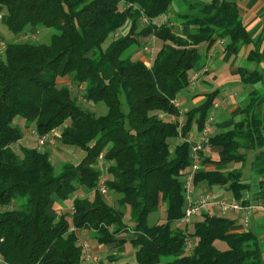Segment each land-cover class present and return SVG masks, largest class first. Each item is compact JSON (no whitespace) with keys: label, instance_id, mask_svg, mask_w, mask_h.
Here are the masks:
<instances>
[{"label":"trees","instance_id":"trees-1","mask_svg":"<svg viewBox=\"0 0 264 264\" xmlns=\"http://www.w3.org/2000/svg\"><path fill=\"white\" fill-rule=\"evenodd\" d=\"M173 1L0 0L16 38L30 29L53 31L49 42L10 41L0 57V254L6 263L81 264L77 230L87 228L102 244L124 242L121 236L129 233L135 264H264V224L239 230L241 217L210 210L189 225L181 222L191 144L181 141L172 151L170 139L187 138L194 126L202 130L220 90L185 113L181 134L175 121L181 112L172 100L187 89L217 40L228 38L226 48L235 54L255 41L234 0H179L180 10L169 17ZM128 22L129 31L120 33ZM150 36L163 44L148 65L136 56L146 46L142 38ZM248 58L262 61L257 47ZM240 75L254 88L240 118L210 136L205 153L217 157L203 155L194 182L201 190L226 187L237 199L251 192L244 201L249 204L264 199V89L256 86L264 72L242 68ZM75 88L88 103L104 102L107 112L82 105ZM19 117L35 124L40 136L63 126L60 141L82 147L85 155L57 173L49 151L21 144ZM250 151L255 193L244 181ZM100 183L119 195L117 205L107 201ZM53 200L65 210L60 215L50 210ZM161 206L164 220L150 223ZM189 237L195 245L187 253Z\"/></svg>","mask_w":264,"mask_h":264},{"label":"crops","instance_id":"crops-1","mask_svg":"<svg viewBox=\"0 0 264 264\" xmlns=\"http://www.w3.org/2000/svg\"><path fill=\"white\" fill-rule=\"evenodd\" d=\"M209 2L211 0H203ZM238 4L239 11L243 17L244 24L246 25L250 36L253 38L255 43L250 45H244L240 52L235 54L227 50L226 45L229 42L228 38H223L217 40L214 44H212L209 48L208 54L204 59V62L200 67L208 66L209 70L203 73L197 84L190 89H187L181 92L178 95L180 101V107L184 105L181 109L183 111L188 110L191 106L198 105L204 98L205 95L214 91L220 90L219 96L223 93L230 92L233 88L236 91V87L242 86V90L244 92V96L241 100L244 102L246 96L249 94L250 91L253 90V86H246L241 82V75L240 71L242 68H247L250 71L255 69H261L264 72V0H234ZM181 6L179 0H174L170 9L168 10L167 15L169 17H173L176 12L180 10ZM0 13L2 14L3 23L5 24L6 14L3 9H0ZM130 27V22H128L125 26L120 29V33L125 34V30ZM30 32H38L37 29H30ZM22 37V35L18 36L17 38ZM15 37V39H17ZM257 47L259 51L262 61L257 63L255 61H251L248 56L250 51ZM202 51L206 50V45H201ZM138 58H142L140 53L137 54ZM243 61H247L252 66H247L243 64ZM244 99V100H243ZM239 104L234 107V111L232 109L230 112H227V107H215L212 111L214 120L217 122V130L226 128L231 126L234 123L233 117H238L239 112L241 111L242 104ZM229 113L228 115H225ZM15 123L20 128H25L23 126L24 120L22 117L16 119ZM195 130V134L197 135L198 129L196 126L193 127ZM24 131H26L24 129ZM27 140V138L23 137L21 141ZM258 180V179H256ZM205 187V186H204ZM203 187V188H204ZM198 191L201 190L202 187H198ZM258 190L257 181H255V185L252 188V193ZM249 195L245 196V198L250 199L251 192H248ZM252 202L249 204H256V205H263L264 201L259 202L251 199ZM261 201V200H260ZM256 202V203H255ZM61 203L56 200H53L50 210L57 213V211L62 210ZM165 217V215H164ZM176 225L178 223H175ZM264 224V212L260 210V208H256L252 215L251 220V227L257 229ZM236 228L241 230L243 227L241 225V221H237ZM243 230V229H242ZM92 231V230H91ZM80 239L84 238L87 239L92 247V254L99 259L101 264H135L134 263V248H131V252H127L125 242L130 241L131 236L122 235L121 239H124V242H113L102 244L99 243L98 240L95 238V234L92 235L90 230L85 229H78L77 230ZM83 235V237H82ZM81 264H90L89 262H82Z\"/></svg>","mask_w":264,"mask_h":264},{"label":"rangeland","instance_id":"rangeland-1","mask_svg":"<svg viewBox=\"0 0 264 264\" xmlns=\"http://www.w3.org/2000/svg\"><path fill=\"white\" fill-rule=\"evenodd\" d=\"M179 27H180V25H179ZM129 29H130V27L127 28L125 30V32L127 33L129 31ZM180 29L182 31V27ZM139 30H140V28H139ZM181 31H179V32H181ZM52 32H53L52 30H48V31L47 30H44V31L39 30L38 32H30V31H28V32L22 34V37H19V38L15 39L16 36H14L11 33V31L8 29V27L6 26V24L3 23V19H0V44H1V46H0V57L1 58H4V56H5V49L7 47V43H9L10 41H13V40H16V41H19V40L20 41L28 40V41L37 42V43L38 42H40V43L41 42H49L51 40ZM142 39L143 40H146V42H145V45L146 46L147 45L148 46L149 45H152L154 47L153 54H149V53L145 52V48H142L140 50V55L142 56L143 60L148 65H151L152 64V61H153V57H154L155 53H157V51L162 46L163 41L160 40L159 38H156L155 36H150L148 39L147 38H142ZM2 46H3V48H2ZM4 46H5V49H4ZM243 64L244 65H247V66H252L253 65V64L248 63L247 61H243ZM208 70H209V68H208ZM256 86L259 87V88H263L264 89V82H262V83H260V84H258ZM241 87L242 86H238V87L235 88L236 91L233 88L230 92H226V93H223L222 95L218 96V99L216 100V102L214 104V108L215 107H218V104H219V108H221L222 106L223 107L228 106L227 107V112H230L231 109H232V111H234V107H236V105L239 104V102H241V104H243V101L241 100V98L244 96V92H243V90H242ZM81 89L82 88H75L73 90V94H77L78 95V99H79V101H80V103L82 105L88 107L90 110H93L98 115L105 114L107 112V109L108 108H107V105L104 102H100L98 104H94V103L92 104V103H88V102L84 101V99H83V93H82V90ZM187 89H190V88L187 87ZM247 97H248V95L246 96V98ZM246 98H245V100H246ZM178 100H179V98H178ZM181 107L183 108L184 105L181 106ZM181 107H180V110L182 112V116H183V119H184V122H185V120H186V114L185 113L190 108L188 110H186V111H183L184 109H181ZM192 107H194V106H191V108ZM212 114L213 113L211 112L210 115H212ZM228 114L229 113H226L225 115H228ZM233 118H234L233 121H236V120H238L240 118V116L238 115L237 118L236 117H233ZM16 119H18V118H16ZM69 123H70V121H67L66 124H69ZM216 124H217V122L214 120V122H213V126H214L213 133L215 131H217V128H216L217 125ZM23 126L25 127L24 129L26 131H24L23 128H20V129L22 130L23 135H24L25 138H27V140L21 141V144L22 145H25L27 147H38L41 151H49L50 152L51 159H52L53 163L55 164V166L57 168V170H56L57 173L60 171V169H61V167H62L63 164H65V163H77L85 155V151H84V149L82 147H79V146H69V145L63 144L60 141V138H59V135L58 134H60L62 132L63 126L58 127L57 131L59 133L57 132L58 133L57 135H53V136L49 137L44 142V144H40L38 142L37 134L32 131L33 129H36L35 124H33V123L27 124L26 121L24 120ZM221 130H223V129H220V131ZM50 132H52V131H50ZM181 141H182L181 138H172V139H170V149L173 151L175 149L176 145L179 142H181ZM16 148H18V147H16ZM17 151L19 153H21V151H20L19 148L17 149ZM203 155L217 157L216 154H212L209 151H207V154L204 152ZM253 157H254V153L252 151H250L248 153V158H247V161H246V166L244 167V181L247 182L248 184H250L252 188L255 185V181H257L256 180L257 178L252 176L251 170H250V165H251V162L253 160ZM97 166H98V169H99L100 168V165L97 164ZM235 167H240V164H231L229 166V168H235ZM213 168H214V166H213ZM186 175H184V180H185ZM194 185H195V182H194ZM196 189H197V187H196ZM205 189L207 191H211V192L216 193L219 197L231 198L233 196L232 195V192L230 190H228L226 187H223V186L215 185V186L209 187V186L206 185L205 186ZM84 194L85 193H83L82 191L80 192V195L81 196H84ZM244 195L245 196L249 195L248 191H246ZM90 197L91 198L93 197V193L90 194ZM105 197H106L107 201L110 204L117 205V198L119 197L118 194H116L114 192H111V194H109V195H107ZM262 201H264V199H261V201L259 200V202H262ZM70 207L71 206H69V208ZM164 209L165 208L163 206H161V208H160V210L158 212L152 213L150 215V218H149L150 223H155V222L163 221L164 218H165L164 215H165V211H166ZM209 209H210V211L217 212L218 215L219 214L220 215L224 214V213L220 212L218 209H214V208H209ZM64 211L65 210H63V211L62 210L57 211L56 215H60ZM225 214H226L225 216H228V217L233 218V219L234 218H238V217H242V215H243L242 212H235V211H229V212H227ZM125 219H126V221H128L130 223L132 222L130 220L131 219L130 209L127 210V212L125 214ZM195 219H197V218H195ZM241 220L242 219H239L238 221L240 222ZM250 225H251V223H250ZM260 228H262V227H258L256 230H260ZM71 229L75 230L74 227H71ZM85 230H88L89 231L90 229H87L86 228ZM90 233L92 235H94L95 232H93V231L90 230ZM125 234L128 235V236H130L129 233L128 234L125 233ZM79 235L81 236V234H79ZM82 237H83V235H82ZM79 239H80V237H79ZM125 245H126L127 252H131V250H132L131 248H133L132 243L130 241H126L125 242ZM216 246L218 248H220V249H225L227 247L226 243H224L222 241H216ZM91 250H92V247H91ZM134 263H135V258H134Z\"/></svg>","mask_w":264,"mask_h":264},{"label":"built area","instance_id":"built-area-1","mask_svg":"<svg viewBox=\"0 0 264 264\" xmlns=\"http://www.w3.org/2000/svg\"><path fill=\"white\" fill-rule=\"evenodd\" d=\"M1 18H2V14H0V19ZM141 22L144 25H148L149 23H151V19L143 14L141 18ZM4 49H5V46H4ZM145 52L149 54H153L154 47L152 45H149V46L147 45L145 47ZM207 71H208V66L195 69L192 72V75L189 79L188 88H193L197 84L200 76ZM172 102L174 103L176 107L180 109V101L178 100V97L173 99ZM175 121L179 122V131L181 134L182 127L184 124L182 112L179 116L175 118ZM213 122H214V118L212 114L206 120L204 128L197 132V135L194 133L195 130L192 129L187 138H184L182 134L180 136L182 141H188L191 144V159H192L191 170L186 175L185 180H184L186 206H185L184 216L182 217L181 222L184 225H189L196 215L200 214L202 211H209L210 210L209 208H214V209H218L220 212L224 214L229 211L242 212L243 215L241 217L242 219L241 225L244 230H248L251 226L250 223L252 220V215H253L254 210L256 208H260L264 210V205H256L253 203L245 204L244 203L246 199L245 197L241 199H237L233 196L231 198L219 197L216 193L211 192V191H207V190L198 191L194 185V179H195L196 173L202 170L203 168V164H202L203 153L206 151L207 142L214 130ZM57 129L58 128L42 136L38 135L37 129H33L32 131L37 134L38 142L40 144H44V142L49 137L53 135H57L59 133ZM58 135L60 136V134ZM99 159L100 161H103L104 159L103 154L99 156ZM102 183L100 184V190L103 193V195L107 196L111 194L107 186L106 185L104 186L103 185L104 183L103 184ZM79 244L82 247V261L89 262L90 264H101L99 259L92 254L91 246H90L91 244L87 239H84V238L79 239ZM194 245H195V239H193L192 237H189L186 241V245L184 248L185 252L190 253ZM0 264H8L3 259L1 254H0Z\"/></svg>","mask_w":264,"mask_h":264}]
</instances>
